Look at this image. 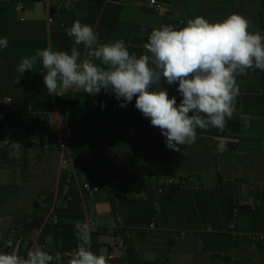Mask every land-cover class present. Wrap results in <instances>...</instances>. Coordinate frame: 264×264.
Here are the masks:
<instances>
[{
  "label": "crops",
  "instance_id": "1",
  "mask_svg": "<svg viewBox=\"0 0 264 264\" xmlns=\"http://www.w3.org/2000/svg\"><path fill=\"white\" fill-rule=\"evenodd\" d=\"M149 1L0 0V38L9 41L0 49V141L7 144L0 149V252L72 251L81 223L88 247L108 264H264L263 77L238 78L240 94L225 131L198 129L194 144L158 154L156 134L133 120L135 98L121 107L114 94L81 91L70 103L68 94H47L39 63L23 74L16 70L37 49L70 51L66 29L77 19L92 25L101 43L123 39L137 55L153 28L178 29L196 16L215 22L237 13L264 35V0H161L171 11H156ZM160 86L179 104L178 83ZM63 119L73 129L75 173L62 164L51 131ZM162 160L180 161L170 162L169 175L200 173L198 184L159 192L153 175H165ZM221 169L233 178L219 179ZM106 173L120 185L109 186ZM245 175L248 182L235 181ZM85 181L100 191L84 194ZM125 229L132 232L125 254L110 257Z\"/></svg>",
  "mask_w": 264,
  "mask_h": 264
},
{
  "label": "clouds",
  "instance_id": "2",
  "mask_svg": "<svg viewBox=\"0 0 264 264\" xmlns=\"http://www.w3.org/2000/svg\"><path fill=\"white\" fill-rule=\"evenodd\" d=\"M251 22L237 13L210 22L203 16L188 19L181 28L161 25L153 28L137 55L123 39L101 43L92 25L74 20L66 29L73 45L68 50L37 49L17 65L23 74L38 63L48 95L63 96L83 91L95 96L101 91L114 94L120 106L135 98V107L165 137L166 147L194 144L197 130L211 128L223 132L235 114L240 94L238 78L256 70L264 71V35L250 30ZM7 37L0 38V49L7 48ZM82 46L86 51L82 54ZM178 83L182 98L169 97L161 81ZM226 145L223 138L218 151ZM80 243L67 253L51 254L33 247L26 257L15 252H0V264H108L103 254L93 252L86 224L75 225Z\"/></svg>",
  "mask_w": 264,
  "mask_h": 264
},
{
  "label": "built area",
  "instance_id": "3",
  "mask_svg": "<svg viewBox=\"0 0 264 264\" xmlns=\"http://www.w3.org/2000/svg\"><path fill=\"white\" fill-rule=\"evenodd\" d=\"M150 4L153 6V8L156 11H171L169 6L161 0H150ZM54 17L50 16L49 21H53ZM81 91H72L68 94V101L70 103H76L79 101ZM52 133L54 134L55 137V144L56 146L63 151V157H62V164L67 166L68 170L72 173L76 172L75 166L73 164V159L71 156V151H70V141L73 137V129L72 127L63 121L59 125H54L52 127ZM7 144L0 141V149H6ZM153 178L158 182V190L159 192H163L165 188L169 185L172 184H181L183 186H192L193 184L191 183V179H186L183 174L181 173H176L173 175H159L155 174L153 175ZM104 180L109 186L116 188L120 185V180L111 175V174H105L104 175ZM81 190L84 194L86 195H95L100 191V187L97 185H94L93 183L89 181L82 182L81 184ZM97 221H93L92 225H96ZM132 232L129 229L124 230V237L121 238V240L118 242L116 246L112 249V252L110 254V257H113L114 255H124L127 249V243L126 240L131 238ZM80 241L78 242V244ZM10 245V241L7 243ZM77 244V245H78ZM70 251H64L61 254L67 258V253Z\"/></svg>",
  "mask_w": 264,
  "mask_h": 264
},
{
  "label": "trees",
  "instance_id": "4",
  "mask_svg": "<svg viewBox=\"0 0 264 264\" xmlns=\"http://www.w3.org/2000/svg\"><path fill=\"white\" fill-rule=\"evenodd\" d=\"M248 74H251L252 76H254V77H258V78H264V71H260V70H256L255 72H249ZM130 111H133V114H135L136 116L135 117H133V120L135 121V120H138V123L143 127V129H145V130H152L153 132H154V134H156V136L158 137V139H159V141L161 142V143H163L164 144V147H165V151L167 150V148L168 147H166V144H165V137L161 134V132H160V130L158 129V128H155V127H153L152 125H151V123H150V120L148 119V118H146V117H144L143 115H142V113L138 110V109H136V107L134 106L133 107V109L131 110L130 109ZM139 125V126H140ZM159 142V143H160ZM156 146H159L158 145V143L156 144ZM160 147H158V149H157V152H158V154H161L162 153V151L163 150H160L159 149ZM210 160V159H209ZM171 163H172V165L174 164V165H176V166H178L179 164H180V161H170ZM169 161H166V160H162V161H159V163H158V168L159 169H163L164 170V174L165 175H169L168 173H169V170H170V166H171V163H170ZM164 168H166V169H164ZM194 171L192 170L191 171V173L190 174H183V176L186 178V179H191V183L193 184V185H196V184H198V183H196V181L195 180H197V179H199L200 178V173H193ZM155 174V173H154ZM157 174V173H156ZM218 177H219V179L221 178H233L232 176H229V175H226V173H225V170L224 169H221L219 172H218ZM235 179V178H234ZM248 176H242V177H237L236 179H235V181L236 182H242V181H247L248 182Z\"/></svg>",
  "mask_w": 264,
  "mask_h": 264
},
{
  "label": "rangeland",
  "instance_id": "5",
  "mask_svg": "<svg viewBox=\"0 0 264 264\" xmlns=\"http://www.w3.org/2000/svg\"><path fill=\"white\" fill-rule=\"evenodd\" d=\"M158 145H159L158 147H160L159 148L160 150H165V147H164V144L163 143H158ZM178 173H180V172H178Z\"/></svg>",
  "mask_w": 264,
  "mask_h": 264
}]
</instances>
